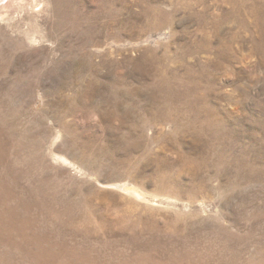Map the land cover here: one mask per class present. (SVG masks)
<instances>
[{"label": "rangeland", "instance_id": "obj_1", "mask_svg": "<svg viewBox=\"0 0 264 264\" xmlns=\"http://www.w3.org/2000/svg\"><path fill=\"white\" fill-rule=\"evenodd\" d=\"M22 2L0 0V264H264V0ZM167 98L226 159L174 188L136 163Z\"/></svg>", "mask_w": 264, "mask_h": 264}, {"label": "bare ground", "instance_id": "obj_2", "mask_svg": "<svg viewBox=\"0 0 264 264\" xmlns=\"http://www.w3.org/2000/svg\"><path fill=\"white\" fill-rule=\"evenodd\" d=\"M22 1L24 0H17V4L22 5L23 3ZM0 15H4V14L0 12ZM164 104H167L169 107V108L165 107V110L166 111L170 110V112L167 113L165 112V114H163L162 116L160 114H159L160 116L158 117L155 116L153 123H155V121L165 124L171 123L172 127L170 129L156 128L151 133L149 132L146 133L145 131L140 132L139 134L140 137H142L146 141L145 143L146 153L144 152L145 156L142 154L141 156L136 158V163H140V162L142 163L145 162L146 160L149 163H155L159 167L157 171V175L162 178V181L166 185L174 188L173 186H171L169 182L173 181L177 176H179L182 172H184V170L189 169L194 171V170H201L205 167H209L213 163L214 159L218 161L225 159L224 158L225 153L221 150L222 134L217 130L212 129L213 122L208 120L210 119L208 118V116L207 118L199 117V116L191 117L187 115L186 116L181 115L179 113L180 111L178 113H175L174 105L176 103H174L173 99L167 98L166 103ZM177 106L175 105V107ZM146 119L147 118H145V120ZM137 133H139V131ZM184 147H186L187 149L185 150Z\"/></svg>", "mask_w": 264, "mask_h": 264}]
</instances>
